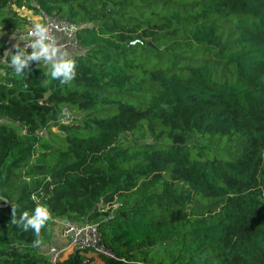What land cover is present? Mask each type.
<instances>
[{
	"label": "trees",
	"instance_id": "1",
	"mask_svg": "<svg viewBox=\"0 0 264 264\" xmlns=\"http://www.w3.org/2000/svg\"><path fill=\"white\" fill-rule=\"evenodd\" d=\"M22 10L77 26L71 82L9 67ZM0 121V264H52L57 220L103 264H264V0H0ZM37 205L39 237L11 222Z\"/></svg>",
	"mask_w": 264,
	"mask_h": 264
},
{
	"label": "built area",
	"instance_id": "2",
	"mask_svg": "<svg viewBox=\"0 0 264 264\" xmlns=\"http://www.w3.org/2000/svg\"><path fill=\"white\" fill-rule=\"evenodd\" d=\"M37 9L39 8L37 7ZM30 20H32L30 27L14 35L18 46L23 48L29 45L35 39V36L32 34L33 24L41 23L47 27L48 34L51 38L50 43L57 47L59 53H65L66 58L71 57L75 53H80L79 44L77 43L78 28L76 25L69 24L55 17H49L43 11ZM26 51L31 53L32 48L27 47ZM40 62L47 64L43 60ZM67 117H69L68 113L65 114L62 120L65 124H67ZM38 134L42 137L48 136L47 132L43 130L39 131ZM56 223L58 224L56 240L47 247V256L50 258L52 264L63 262L66 260V256H68L66 254L70 253L69 256H71L77 253V251H87L88 253L109 258L116 257L102 244V236H100L98 225L91 223L80 225L65 220H57Z\"/></svg>",
	"mask_w": 264,
	"mask_h": 264
},
{
	"label": "clouds",
	"instance_id": "3",
	"mask_svg": "<svg viewBox=\"0 0 264 264\" xmlns=\"http://www.w3.org/2000/svg\"><path fill=\"white\" fill-rule=\"evenodd\" d=\"M35 39L25 46L20 47L17 44L13 45L16 49L15 53L6 51L3 56L9 57L8 64L12 68L17 76L23 74L22 70L28 65L29 61L43 60L50 65L49 75L53 80H59L61 84L71 82L75 77V64L69 58H66L65 53H59L57 47L50 43V36L48 29L41 23L33 24V33ZM32 48L31 53L26 51V48ZM50 214L45 206L37 205L35 209L29 214L28 211H23L19 218L16 216V209H12L13 225L23 228L24 231L31 229L33 234L39 237L41 228L45 227L46 222L49 220ZM39 239L35 241L38 246Z\"/></svg>",
	"mask_w": 264,
	"mask_h": 264
},
{
	"label": "rangeland",
	"instance_id": "4",
	"mask_svg": "<svg viewBox=\"0 0 264 264\" xmlns=\"http://www.w3.org/2000/svg\"><path fill=\"white\" fill-rule=\"evenodd\" d=\"M20 15L23 16V17H26V16H29V17H26V18H29V19H33L36 17V14H34L33 12H29L28 10H22L20 12ZM3 38V36H2ZM17 44L16 41H13V45ZM12 45V48H14ZM18 45V44H17ZM69 114V113H68ZM88 115V113L86 112H73L71 114H69V117H67V124H74V123H83V121L85 120L86 116ZM69 121V122H68ZM56 132V131H55ZM206 143V141L200 137H195L192 142H191V145L192 146H197L198 144H204ZM166 247V245H161L157 250H156V255H159L162 253L163 249ZM70 253L66 254L69 256ZM65 256V255H64ZM68 256H66V260L69 258ZM87 259L88 260H92V264H103V261H102V258L100 255H95V254H92V253H88L87 254Z\"/></svg>",
	"mask_w": 264,
	"mask_h": 264
}]
</instances>
